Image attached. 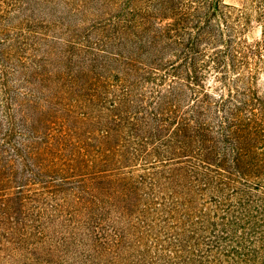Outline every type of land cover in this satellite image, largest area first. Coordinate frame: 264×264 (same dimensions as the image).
<instances>
[{
    "label": "trees",
    "instance_id": "16d2710c",
    "mask_svg": "<svg viewBox=\"0 0 264 264\" xmlns=\"http://www.w3.org/2000/svg\"><path fill=\"white\" fill-rule=\"evenodd\" d=\"M0 264H264V0H0Z\"/></svg>",
    "mask_w": 264,
    "mask_h": 264
},
{
    "label": "rangeland",
    "instance_id": "374dc122",
    "mask_svg": "<svg viewBox=\"0 0 264 264\" xmlns=\"http://www.w3.org/2000/svg\"><path fill=\"white\" fill-rule=\"evenodd\" d=\"M227 2L231 3V4H240L241 0H226ZM250 37L252 38H257L260 36V30L258 27H254V29L250 32Z\"/></svg>",
    "mask_w": 264,
    "mask_h": 264
}]
</instances>
